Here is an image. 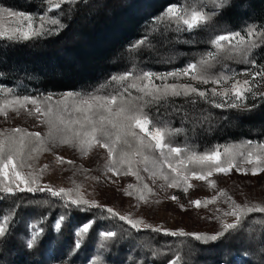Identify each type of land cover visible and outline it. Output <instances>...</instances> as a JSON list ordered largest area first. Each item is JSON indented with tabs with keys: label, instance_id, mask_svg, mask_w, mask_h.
Returning a JSON list of instances; mask_svg holds the SVG:
<instances>
[{
	"label": "snow or ice",
	"instance_id": "snow-or-ice-1",
	"mask_svg": "<svg viewBox=\"0 0 264 264\" xmlns=\"http://www.w3.org/2000/svg\"><path fill=\"white\" fill-rule=\"evenodd\" d=\"M47 13H52L61 9L64 4L75 3L76 0H45ZM232 0H213V12L210 14L201 7L181 6L179 3L167 5L164 10L155 17V23L167 22L174 25V31L191 33L202 26L207 25L214 15H224L233 7ZM7 16L14 18L13 26H5L0 22V38L10 41H30L34 38L49 34L52 29L48 25H60L59 19L49 15L33 16L25 12H18L8 8H0V21ZM38 21V23H37ZM264 40V30H258L255 26L246 29V36L241 32L228 31L224 34L216 35L210 42L217 53L225 50V45L232 49L244 51L247 54L259 45L256 38ZM149 38L145 37L137 40L130 46V50L142 48L149 44ZM209 58H214L213 53L207 54ZM255 61L252 64L255 65ZM209 66V59L202 58L197 63L189 62L179 71L168 72L157 75L150 71H142L134 74L130 70H125L122 74L112 75L110 81L118 87L107 94L104 93V85L90 92L68 91L54 98L49 94L46 96L18 95L13 94L12 89L0 88V116L8 118L9 113L20 115L22 112L29 117H34L39 123L47 127V132L42 135L40 132L29 131L26 128L14 127L0 130V176L8 179L13 177L10 183H0V192L12 194L20 192H48L53 197H59L64 202L66 212H88L94 208H105L108 214L113 217L118 216L121 221L128 223L132 228L139 231L141 226L144 229H151L153 232H163L166 235L189 237L202 244H211L221 240L226 234L240 229L242 223L251 213H264V205L237 203L233 198L221 189L211 199L191 200L189 203L199 208L214 204L220 197H225L228 210L222 213L223 217H234L228 220L217 217L220 223L219 230L214 233L185 232L183 229L170 230L162 229L146 223L142 218L132 219L129 215H121L111 207L98 204L96 200L85 198L81 193L79 185L74 188H53L50 185L40 186V176L48 168L37 171L22 170L26 167L31 169L32 165L27 163L35 159L43 152H50L57 146L67 145L74 148L82 156L94 148L105 149L107 159L105 168L113 176L131 175L140 183L143 178L140 175V165H144L143 170L149 171L148 165H152L153 177L163 179L168 188H181L187 193L193 185L190 180L207 181L210 188H215L216 183L208 179L214 173L227 176L233 169L236 172L247 175L249 172L253 176L264 173V143L253 144L246 141L241 144L214 146L204 152L193 151L179 146H174L171 137L179 134L182 129L173 128L167 121L153 119L145 110L146 105L160 103L170 97H191L193 95L201 100L210 102L215 108L228 107L232 109H244L248 106L244 103L249 97L255 98L259 95L264 98V92L257 93L254 90L256 78L264 79V68L255 73L245 71L242 75L251 76L239 79L235 73L208 76L205 74L206 67ZM174 80L180 77H187L189 81H194L196 85H207L209 83L218 85L210 90H203L194 86L191 82L168 83V78ZM154 80L162 83L157 85ZM130 89H135L140 95L135 99L130 98ZM127 93V96L125 95ZM211 97V99H210ZM216 98H219L217 100ZM195 101H193L194 103ZM256 105L253 104L252 108ZM249 111L251 109H248ZM179 112L180 110L174 109ZM139 130V131H137ZM222 148V151H221ZM158 154V155H157ZM57 163L65 162L71 164L72 161H65L62 156L55 157ZM171 170V175L163 171L164 166ZM251 165V168L246 167ZM19 181V183H16ZM24 185V187H21ZM134 185L128 184L124 189L125 195H133L129 189H134ZM143 188L149 194L152 189L144 184ZM177 201L178 197H169ZM137 199L148 202L146 195L141 192ZM184 205H181V209ZM9 216H3L0 223V237L4 236L8 230ZM68 217L62 214L54 224L57 231L62 229V225ZM95 225L93 219L75 225L76 241L74 247L79 249L83 239L91 234ZM32 239L27 246L33 247L36 240L43 232L37 225H31ZM98 235L105 240L116 236L111 230H104ZM104 245H101L103 248ZM180 257L169 260L168 264H180ZM100 260L97 256L93 264H98ZM223 264H233L232 260H224Z\"/></svg>",
	"mask_w": 264,
	"mask_h": 264
},
{
	"label": "trees",
	"instance_id": "trees-1",
	"mask_svg": "<svg viewBox=\"0 0 264 264\" xmlns=\"http://www.w3.org/2000/svg\"><path fill=\"white\" fill-rule=\"evenodd\" d=\"M3 1V6L16 11L17 7L24 10L34 7L45 9V0H20V5L14 3L17 2L15 0ZM126 1L76 0L75 3H69L66 8L60 9L62 18L57 27L61 29L56 36H40L26 43L13 44L5 48L3 58L8 63L17 61V65H21L28 56L42 58L38 61L40 68L31 71L35 77L33 81L51 92L77 91L96 87L112 75L122 74L127 66L132 68L133 73H140L142 70L138 67L143 64L169 62L177 54L187 51V46H182L180 40L208 45L212 34L223 33L218 29L239 31L250 26L264 27V0H232L236 7L224 15H214L207 25L194 30L188 39H183L173 33L174 25L167 22L161 25L162 22L155 23V18L152 19L156 11L159 15L175 0ZM199 1L185 0L183 5L197 6ZM12 4L16 6L10 7ZM123 4L129 5L125 7ZM136 6L139 8L135 13L133 8ZM207 8H212L208 9L212 14L213 4ZM145 21L148 26L143 28ZM160 26V29H168L160 32ZM146 31L154 37L150 44L130 50V46ZM256 42L259 46L255 54V50L252 53L257 60L264 53V40L257 37ZM20 72L27 76V72ZM189 99L170 97L160 103H153L154 108L149 115L153 119L158 114L164 118L182 117L187 121L184 132L186 138L195 136L197 131L203 133V130H211L216 138L226 137L230 139L229 142L254 140L264 143V99L261 97L258 99L262 100L261 103L254 110L229 112L233 119L229 118L225 123L221 120V112L208 110L204 113L203 108L194 110L189 105L192 102ZM177 108L180 113L174 111ZM235 120L239 123L233 126L232 121ZM225 124L229 128L226 129ZM62 214L68 218L62 229L56 231L52 222ZM5 215L10 218L6 234L0 237V264H80V261L83 264L87 258L92 262L95 259L94 237L96 239L97 234L104 230L116 233L115 237L106 240L107 246H111L105 256V260L110 261L108 264H168L169 260L177 256L181 258L180 264H223L226 259L232 260L233 264H264V222L261 220L259 226L243 223L240 229L226 234L220 241L206 245L189 237H173L149 230L134 231L126 222L111 218L95 208L83 213L66 212L63 200L48 192L41 195L0 193V223ZM87 219H93L95 225L88 235V244H81L76 249L74 244L77 238L68 230L69 224L75 227ZM33 224L42 228L43 232L33 247L29 248L26 238H30ZM72 250H75L74 254H71Z\"/></svg>",
	"mask_w": 264,
	"mask_h": 264
},
{
	"label": "rangeland",
	"instance_id": "rangeland-1",
	"mask_svg": "<svg viewBox=\"0 0 264 264\" xmlns=\"http://www.w3.org/2000/svg\"><path fill=\"white\" fill-rule=\"evenodd\" d=\"M3 1V0H2ZM0 0V8H8L3 2ZM14 2L18 5L22 4L20 0H15ZM131 0L126 1L129 3ZM183 1L185 0H175L172 3H179V5H183ZM213 0H201L198 2L197 6L191 4L193 7H201L203 6V10L208 12L207 8L211 7V2ZM144 4V3H141ZM45 9L40 10L39 7H34L31 10H24L22 8H15L18 9V12H25L31 14L33 16L39 17L40 15H49L52 18L59 19L61 21L62 13L60 9L55 10L52 13H47V4L44 1ZM64 4L61 6L66 8ZM129 4H123L122 6L127 7ZM13 6V7H12ZM16 5L12 4L10 7L14 8ZM44 8V6H42ZM139 6L134 7L133 10L135 13L137 12ZM10 9V8H8ZM12 10V9H11ZM130 11V9L128 8ZM127 10V11H128ZM16 11V10H14ZM158 14V11H156ZM154 14L152 19L154 20ZM211 14V13H210ZM125 15L124 17H126ZM151 19V21H153ZM5 26H13L14 25V18H10L5 16L2 21ZM38 23V21H37ZM161 25H164L162 22ZM148 26V22H143V28ZM49 28L52 29V32L49 34H45L42 37L44 38H51L56 36L58 31H60L61 27H57V25H48ZM256 29L262 30L261 28L264 27H257ZM159 27V31L162 32V29H168L167 27ZM229 29V28H228ZM218 29L220 32L222 31L224 34L228 31H233V29ZM149 30V29H147ZM151 32V31H150ZM233 32H241L242 35L246 36V28H241L239 31ZM176 36H181L183 39H188V36L192 34L188 32H173ZM148 36L149 41L154 39L153 34L146 31L144 35L140 37L143 38ZM219 35L214 33L210 37V41L216 36ZM139 37V38H140ZM140 38V39H141ZM209 41V42H210ZM28 41H10L6 38H0V88L2 89H12L13 94L18 95H35L40 94L41 96L46 95H53L54 98L59 97L60 94L64 93L61 91L51 92L45 90L44 88L40 87L36 81H33L35 77L31 73L34 69H39L40 66L38 65V61L40 59H36L34 56L26 57L25 61L21 63V65L15 64L17 61H13L8 63L3 57L5 55V48L13 46V44H21L26 43ZM197 44H190L187 43L185 40H180V44L182 46H187L186 52H182V54H177L174 59L169 62H158V63H151L150 64H143L138 67L142 71H150L157 75L165 74L168 72L179 71L183 69L189 62L197 63L201 61L202 58L209 59V66L206 67L205 74L208 76L218 75L221 73L225 74H232L235 73L237 78L244 79L247 78L252 80L251 76H244L242 75L245 71L250 73H255L260 71L264 68V53L260 54L258 59L256 60L255 56L253 57L256 52V48L251 49L250 51L245 54L244 51L232 49L230 46L225 45V50L222 52L217 53L216 49L213 45L208 43V45H203L200 42L196 41ZM150 44V43H149ZM149 44H145L144 46H148ZM143 46V47H144ZM260 50V49H258ZM213 53L214 58H209L208 53ZM260 52V51H259ZM196 60V61H195ZM252 61H255V65L252 64ZM52 63V60H50ZM48 62H45L47 64ZM130 68V69H129ZM126 70H130L132 72V68L127 66ZM27 72V76L23 74V72ZM139 74V73H134ZM256 84L253 86L254 90L257 93L264 92V79L260 77L256 78ZM168 83H184V82H191L194 86L203 89V90H210L213 87L219 88L218 85H213L211 83L207 85H196L194 81H189L187 77H180L179 79L174 80L173 78L169 77L166 81ZM154 83L159 85L162 82L160 80H154ZM101 85H104V93L107 94L109 92L114 91L118 86L115 83H112L109 80L99 84L96 87L88 88L85 90H77L73 92H90L99 88ZM132 99H135L140 94L135 89H130ZM127 96V93L125 94ZM259 95L255 98L249 97L244 103L248 106L244 109H232L228 107L223 108H215L210 102L201 100L199 97L193 95L189 101L190 107L194 110H201L203 108V112L206 111L210 112H221L223 122L225 123L227 120H232L233 117L230 115L229 112H246L249 111L248 109L254 110L252 105L255 104L256 107L259 106L262 100L259 99ZM172 98V97H171ZM177 98H185L183 96ZM211 99V97H210ZM219 100V98H216ZM188 100V99H187ZM258 100V102H257ZM193 101H195L193 103ZM154 104H148L145 107V110L150 113L153 111ZM255 107V108H256ZM180 113V112H179ZM156 114V113H154ZM177 114V113H176ZM185 115V113L183 114ZM156 119L164 120L169 123V125L173 128H180L182 131L171 137V141L174 146H179L181 148L190 149L193 151L204 152L206 150L212 149L214 146H223V145H232V144H241L246 141H241L238 143L229 142V138L218 139L215 137L213 132L208 130H203V133L197 131L195 136L192 137H185L184 132L186 129L187 121L182 117L176 116L175 119L172 117H163L162 115L158 114L155 115ZM233 126L237 125L239 122L238 120L232 121ZM14 127H22L26 128L29 131L40 132L44 135L47 132V127L41 123H39L34 117H29L25 113H21L20 115H16L14 113H9L8 118L0 116V130L3 129H11ZM227 129L229 126L227 124L224 125ZM139 131V130H137ZM253 144H259V142L252 140ZM228 143V144H226ZM222 151V148H221ZM62 156L65 158V161H72L73 163L69 164L67 162L63 164L57 163L55 157ZM158 155V154H157ZM107 159V153L105 149L101 148H94L92 149L88 155L82 156L79 152H77L74 148L68 147L67 145L57 146L50 152H43L39 154L35 159L28 161L27 163L32 165V168H25L22 171L27 173L28 171H37L40 168H43L44 165H48V168L42 173L40 176L39 184L40 186L50 185L53 188H74L75 185H79L81 193L84 194L85 198L90 200H96L98 204L106 207H111L115 212L121 215H129L132 219H140L142 218L146 223L151 224L153 226H159L162 229H170V230H177L183 229L185 232H202V233H214L215 231L219 230L220 223L217 220V217H222L229 222H231L234 217H223L222 213L228 210V204L225 203V197H220L216 203L208 204L207 207L201 206L199 208L195 207L194 205L190 204L191 200L199 199L201 200L202 204L203 201L206 199H211L214 195H217L219 190L223 189L227 195L231 196L233 200L237 203L244 204H261L264 205V173H259L255 176L249 172L247 175L241 174L233 169L227 176L223 174L214 173L208 179L215 181L216 187L210 188L208 186L207 181L203 180H190L189 183L193 185L189 189L187 193L183 192L181 188H168L163 179L158 177L152 176L153 169L152 165H148L149 171H144V165H140V175L143 178V182L140 183L136 180L134 176L131 175H118L113 176L111 172L107 171L105 168V162ZM246 167L251 168V165H247ZM165 173L171 175V170L167 168L165 165L163 168ZM13 177L9 176L8 179L5 177L0 176V183H10ZM16 183H19L17 181ZM128 184L134 185V189H129L133 193V195H125L124 189L127 188ZM147 184L151 189L152 193L149 194L146 189L143 188V185ZM14 192L18 193L20 191H15V185H12ZM24 187V185H21ZM27 192V191H25ZM46 192V191H44ZM143 192L144 195L147 196L148 202H143L137 199V196ZM4 193V192H0ZM12 193V194H13ZM35 195H41L43 192L36 191V192H27ZM6 194V193H5ZM175 195L178 197L177 201L171 200L169 197ZM181 205H184V208L181 209ZM99 209L103 214L109 215L111 218L118 219V216L113 217L107 213L105 208H95ZM108 217V216H106ZM105 217H100L103 219ZM264 222V213H251L245 219L243 223L248 224L250 226H259L260 222ZM56 220L52 222V226H54ZM242 223V224H243ZM128 224V223H126ZM129 225V224H128ZM72 223L69 224L68 230H70L71 235L75 236L76 228L73 227ZM130 227V225H129ZM132 228V227H130ZM30 229V228H29ZM54 230H56L53 227ZM134 231L137 229L132 228ZM140 230H149L151 229H144L141 226ZM57 231V230H56ZM160 234H164L160 232ZM171 236V235H170ZM176 237V236H173ZM234 237V236H233ZM253 238L252 236H250ZM32 239V231L30 232V238H26V243ZM88 236H86L81 244H88ZM254 240V239H253ZM101 245H104L101 248ZM111 246H107V241L100 237L98 234L96 239L94 237V255L95 259L99 256L100 260L98 264H108L110 261L105 260V256H107ZM75 250L71 251V254H74ZM45 255V253H43ZM92 261V262H93ZM89 258L84 260L83 264H92ZM68 264V263H67ZM76 264V263H72ZM82 264V261H80Z\"/></svg>",
	"mask_w": 264,
	"mask_h": 264
}]
</instances>
